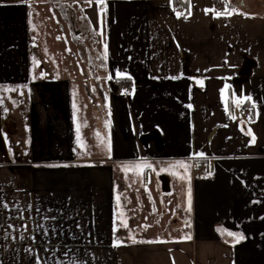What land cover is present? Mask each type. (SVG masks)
<instances>
[{"label":"crops","instance_id":"0c3cea01","mask_svg":"<svg viewBox=\"0 0 264 264\" xmlns=\"http://www.w3.org/2000/svg\"><path fill=\"white\" fill-rule=\"evenodd\" d=\"M219 2L0 0V264H264V0Z\"/></svg>","mask_w":264,"mask_h":264},{"label":"rangeland","instance_id":"374dc122","mask_svg":"<svg viewBox=\"0 0 264 264\" xmlns=\"http://www.w3.org/2000/svg\"><path fill=\"white\" fill-rule=\"evenodd\" d=\"M67 29V36H68V42H69V47H64L61 46L59 51H69V48L73 49V50H82L85 51L86 47H83L82 49L79 47V45L77 43H75V40H82L84 41V45L87 46L86 43H88V36L86 34H83L82 32H77L76 29L71 28L70 24L67 23L66 26ZM78 34V35H77ZM78 38V39H76ZM99 66V72L100 75L103 74V69L101 68V64L98 65ZM87 65H83L84 70L87 68ZM88 76L86 74V72L84 71V76ZM86 91V90H85ZM84 90H81V94L82 96L86 95L87 92H85ZM89 93L90 95H92L93 100H95V105L91 108V117L93 119V128H91L87 123L83 122V120L81 119L78 124H76L75 122L72 123L73 126V140L76 144H81L85 146H87V142L89 144L94 145L99 151L103 152L106 156L109 153V149H108V145L110 143V140L108 138L107 135V131L106 128L108 126V116L105 112V109L102 105L103 102V94L100 91L98 92H92L91 88L89 89ZM79 95V98L82 97ZM75 99V96H74ZM84 150L88 151L89 153L86 156H91V151H93L94 149H91V151L87 148H85ZM173 196L172 194H168V193H160V197L161 198H168Z\"/></svg>","mask_w":264,"mask_h":264},{"label":"built area","instance_id":"2783aa9c","mask_svg":"<svg viewBox=\"0 0 264 264\" xmlns=\"http://www.w3.org/2000/svg\"><path fill=\"white\" fill-rule=\"evenodd\" d=\"M216 5L218 11L225 10V7L222 4H220L219 0H216ZM176 10L178 11V13H182V14L186 13L185 6L182 4H178ZM241 111L243 114H245L248 117L252 116V110H250L249 107H242ZM207 172H208V167L206 166L205 163H201L197 165L196 169L194 170V176L197 179H204L207 177Z\"/></svg>","mask_w":264,"mask_h":264},{"label":"snow or ice","instance_id":"6c2138e0","mask_svg":"<svg viewBox=\"0 0 264 264\" xmlns=\"http://www.w3.org/2000/svg\"><path fill=\"white\" fill-rule=\"evenodd\" d=\"M89 3H91V0H88ZM98 3L100 4H103L104 0H97ZM105 10L102 8V11ZM210 11H214V10H210ZM217 15H221L222 13H216ZM223 14H229V13H223ZM178 15H182V13H178ZM107 51V45H105V52ZM200 155H203L202 153ZM180 164V166H183L185 169H187V165H184L183 162H178ZM125 167H128V166H125ZM135 167H139V165H136ZM147 167H151V165H147ZM163 170V169H162ZM181 179H183V177H181ZM117 199H119V197H117ZM126 226V225H125ZM218 232H223L225 230L223 229H217ZM227 234L229 236H235L237 235L236 233H233V232H227ZM240 238H243L242 236ZM184 239L186 240H191L192 237L191 235H188L186 237H184Z\"/></svg>","mask_w":264,"mask_h":264},{"label":"trees","instance_id":"16d2710c","mask_svg":"<svg viewBox=\"0 0 264 264\" xmlns=\"http://www.w3.org/2000/svg\"><path fill=\"white\" fill-rule=\"evenodd\" d=\"M111 84H112L116 89H119V88L123 87V86L126 84V80H120V79L113 80V81H111Z\"/></svg>","mask_w":264,"mask_h":264},{"label":"water","instance_id":"95a60500","mask_svg":"<svg viewBox=\"0 0 264 264\" xmlns=\"http://www.w3.org/2000/svg\"><path fill=\"white\" fill-rule=\"evenodd\" d=\"M161 180L163 182V190L164 191L170 190L169 178L167 176H162Z\"/></svg>","mask_w":264,"mask_h":264}]
</instances>
